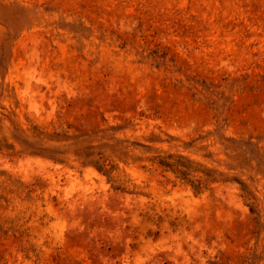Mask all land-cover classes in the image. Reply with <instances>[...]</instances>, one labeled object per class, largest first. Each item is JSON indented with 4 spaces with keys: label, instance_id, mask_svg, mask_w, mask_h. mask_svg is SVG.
<instances>
[{
    "label": "rangeland",
    "instance_id": "374dc122",
    "mask_svg": "<svg viewBox=\"0 0 264 264\" xmlns=\"http://www.w3.org/2000/svg\"><path fill=\"white\" fill-rule=\"evenodd\" d=\"M0 264H264V0H0Z\"/></svg>",
    "mask_w": 264,
    "mask_h": 264
}]
</instances>
